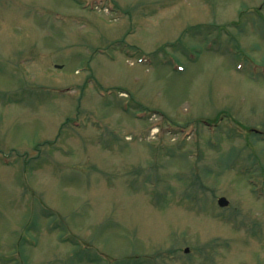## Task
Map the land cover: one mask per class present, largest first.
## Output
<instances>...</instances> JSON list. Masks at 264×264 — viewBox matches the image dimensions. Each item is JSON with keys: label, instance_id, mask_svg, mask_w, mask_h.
<instances>
[{"label": "rangeland", "instance_id": "rangeland-1", "mask_svg": "<svg viewBox=\"0 0 264 264\" xmlns=\"http://www.w3.org/2000/svg\"><path fill=\"white\" fill-rule=\"evenodd\" d=\"M85 1L0 0V264H264V0Z\"/></svg>", "mask_w": 264, "mask_h": 264}, {"label": "water", "instance_id": "water-1", "mask_svg": "<svg viewBox=\"0 0 264 264\" xmlns=\"http://www.w3.org/2000/svg\"><path fill=\"white\" fill-rule=\"evenodd\" d=\"M218 202H219V204H221V205H225V204H227V200H226L224 197L219 198Z\"/></svg>", "mask_w": 264, "mask_h": 264}]
</instances>
